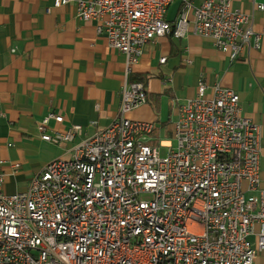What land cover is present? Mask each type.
Masks as SVG:
<instances>
[{
	"label": "built area",
	"instance_id": "2783aa9c",
	"mask_svg": "<svg viewBox=\"0 0 264 264\" xmlns=\"http://www.w3.org/2000/svg\"><path fill=\"white\" fill-rule=\"evenodd\" d=\"M232 1H53L75 3L79 18L97 22L125 55L126 81L113 122L80 139L71 157L46 163L25 190L8 193L0 170V264H255L264 252L262 127L243 115L239 93L216 85L208 97L200 80L197 95L179 107L174 142L152 143L155 122L128 116L149 99L131 80L149 42L196 33L232 60L262 47L264 27L255 30ZM256 7L264 11V3ZM53 119L64 121L50 112L37 124L44 140L82 136L83 125L60 130Z\"/></svg>",
	"mask_w": 264,
	"mask_h": 264
},
{
	"label": "crops",
	"instance_id": "0c3cea01",
	"mask_svg": "<svg viewBox=\"0 0 264 264\" xmlns=\"http://www.w3.org/2000/svg\"><path fill=\"white\" fill-rule=\"evenodd\" d=\"M53 1L0 0V160L20 163L16 171L9 163L0 164L8 193L25 190L49 161L71 157L80 139L108 127L119 113L125 55L97 32L96 21L78 17L75 3L54 7ZM257 3L264 0H233L232 7L248 13L254 29L262 31L264 11ZM135 72L151 76L149 99L128 116L154 121L158 140L163 131L170 135L181 103L197 95L200 80L208 97L216 85L236 90L243 115L262 127L264 163V37L260 49H245L232 60L212 39L196 33L162 36L145 46ZM166 96L175 103L170 106L175 119L169 122L161 114ZM50 112L64 117L61 123L51 120L52 128L81 124L82 136L60 145L44 140L37 124ZM257 238L256 233L250 236L254 245ZM255 264H264V252Z\"/></svg>",
	"mask_w": 264,
	"mask_h": 264
},
{
	"label": "rangeland",
	"instance_id": "374dc122",
	"mask_svg": "<svg viewBox=\"0 0 264 264\" xmlns=\"http://www.w3.org/2000/svg\"><path fill=\"white\" fill-rule=\"evenodd\" d=\"M177 8H178V2L172 4L168 10L167 16L168 18H170L171 20L176 16L177 13ZM155 64V63H154ZM174 103V101L170 98H168V96H166L161 104V111H162V116H164V121H172L174 120V116L171 115V108L170 106H172L171 104ZM175 104V103H174ZM175 107V106H174ZM166 130V128H164ZM171 133L169 136H167L165 134V131H163V134L161 135V139L162 140H172L174 142V140L170 137ZM167 149L166 148H162L161 149V154L164 155L166 153Z\"/></svg>",
	"mask_w": 264,
	"mask_h": 264
},
{
	"label": "trees",
	"instance_id": "16d2710c",
	"mask_svg": "<svg viewBox=\"0 0 264 264\" xmlns=\"http://www.w3.org/2000/svg\"><path fill=\"white\" fill-rule=\"evenodd\" d=\"M151 76L150 75H147V74H143V73H138V72H133V74L131 75V80L133 81H140L144 84V86L147 88V84H148V81H149V78ZM152 143H159V140H154L152 141Z\"/></svg>",
	"mask_w": 264,
	"mask_h": 264
}]
</instances>
